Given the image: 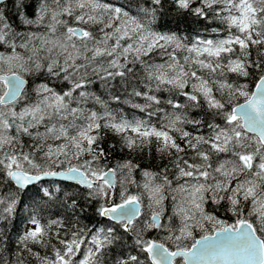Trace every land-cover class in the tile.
<instances>
[{
  "label": "snow or ice",
  "instance_id": "6c2138e0",
  "mask_svg": "<svg viewBox=\"0 0 264 264\" xmlns=\"http://www.w3.org/2000/svg\"><path fill=\"white\" fill-rule=\"evenodd\" d=\"M0 264H264V0H0Z\"/></svg>",
  "mask_w": 264,
  "mask_h": 264
}]
</instances>
